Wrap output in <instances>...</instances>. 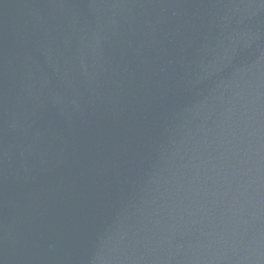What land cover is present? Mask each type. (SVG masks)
Masks as SVG:
<instances>
[{
	"label": "water",
	"instance_id": "water-1",
	"mask_svg": "<svg viewBox=\"0 0 264 264\" xmlns=\"http://www.w3.org/2000/svg\"><path fill=\"white\" fill-rule=\"evenodd\" d=\"M0 264H264V0H0Z\"/></svg>",
	"mask_w": 264,
	"mask_h": 264
}]
</instances>
